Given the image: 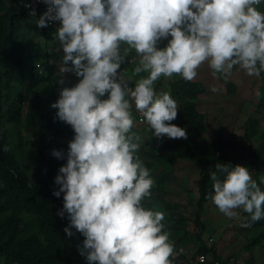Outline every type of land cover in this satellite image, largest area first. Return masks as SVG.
<instances>
[{"label":"clouds","instance_id":"9594fccd","mask_svg":"<svg viewBox=\"0 0 264 264\" xmlns=\"http://www.w3.org/2000/svg\"><path fill=\"white\" fill-rule=\"evenodd\" d=\"M42 2L47 9L35 21L37 27L60 23L56 38L63 57L58 74L79 78L74 86L63 87L51 105L75 132L67 163L55 177L59 190L53 192L56 197L64 193L58 215L69 214L66 235L71 237L74 227L85 237L81 254L87 250L89 264H174L179 252L163 223L165 214L144 204L155 180L138 155L144 138L133 131V109L151 137L186 140V129L171 123L178 116L177 101L169 92H157L156 82L174 75L190 82L204 64L225 79L235 66L260 77L262 0ZM162 41L167 43L160 47ZM133 53L134 87L119 71ZM52 155L63 154L53 150ZM214 168L209 171L213 191L206 199L229 219H238V210L250 222L264 218V177L258 183L238 164L221 162Z\"/></svg>","mask_w":264,"mask_h":264},{"label":"rangeland","instance_id":"374dc122","mask_svg":"<svg viewBox=\"0 0 264 264\" xmlns=\"http://www.w3.org/2000/svg\"><path fill=\"white\" fill-rule=\"evenodd\" d=\"M2 2L14 18L19 48L27 51L33 61L30 78L24 86H18L20 94L17 96L24 100L23 115L18 123H6L3 120L2 130L6 131L10 140L12 173L34 180L38 165L33 160L37 155L34 133L50 125L49 120H52V130H58L60 136H75L73 128L59 120L58 109L51 105L60 98L63 87H72L78 82L71 73L63 77L58 74L63 57L62 48L54 39H47L43 35L35 23L36 17L23 15L14 0ZM258 10L264 12V0ZM166 43L162 41L160 47ZM133 56L134 53L119 71L126 74L134 87L138 77L132 73L135 66ZM3 71L0 68V72ZM60 79L65 83L60 84ZM179 79L177 75L170 79L162 77L155 84L156 91H166L172 96L171 85ZM190 82L195 89H205L199 92L196 100L199 111L207 116L208 121L203 144L216 132L224 131L231 138L224 154L225 159L245 155L246 147L250 144L256 147L264 144V107L258 106L257 100L259 77L248 76L238 66L225 79L221 74L214 76L210 67L204 64L198 70L197 77ZM172 98L178 103V116L171 123L186 129L179 102L175 97ZM101 99H107V94ZM133 115L136 118L133 131L144 138L138 155L155 180L152 196L144 204L165 214L163 223L179 252L174 264H179V258L183 256L190 264H195V256L204 246L214 247L219 256L228 259L229 264H264V218L250 222L249 215L238 210L239 218L229 219L208 201L202 212L205 231L199 236V229L194 224L199 180L197 164L190 160L173 161L167 151L155 148L156 138L151 137L148 125L135 109ZM52 130H45L48 138L53 136ZM243 166L253 173V179L258 183L264 177V165L258 167L244 161ZM3 187L0 180V190ZM260 187L264 191V184H260ZM167 204L174 210L168 211ZM249 223L250 227L244 226ZM52 250L57 248L48 236L44 216L31 213L22 203H12L0 193V264H47L46 253Z\"/></svg>","mask_w":264,"mask_h":264},{"label":"trees","instance_id":"16d2710c","mask_svg":"<svg viewBox=\"0 0 264 264\" xmlns=\"http://www.w3.org/2000/svg\"><path fill=\"white\" fill-rule=\"evenodd\" d=\"M27 0H14L15 4L22 9L25 16H30L25 9ZM32 16V15H31ZM38 20L40 15L35 16ZM14 18L10 12L4 8L0 0V180L4 187L0 190L7 200L12 203H22L28 211L33 214L44 216L46 231L52 244L57 250L46 253L47 264H89L86 255L81 254L84 249L85 237L71 228L73 235L67 236L64 229L70 225V218L64 212L63 218L58 213L63 210V195L60 197L53 195L59 190V185L55 183V177L59 173V168L67 163V153L69 142L74 138L69 134L60 136L58 130H52V120L50 125L34 133L37 155L33 160L37 162L36 178L30 180L27 177L12 173L13 154L10 150V140L6 131L2 130V121L6 123H18L23 115V99L18 97V86H24L31 76L33 70L32 57L27 51L19 48V38L15 30ZM47 39L56 38V28H40ZM60 45V44H59ZM238 66L233 69L236 70ZM78 82L79 78L71 73ZM5 79V81H3ZM260 87L257 91L258 106L264 107V73L259 77ZM205 89H195L193 84L180 77L177 82L171 85L172 97H175L180 105L183 123L188 133V138L172 140L162 138L155 140V148L167 151L173 161L190 160L197 164L199 168V180L197 182L198 198L196 201V211L194 224L199 229V236L205 231L202 219L204 205L209 201L206 199L208 193L213 191L209 171L215 170L216 163H231L233 166H243L244 161L251 165L261 167L264 165V144L258 147L250 144L246 147L245 155H238L234 158H224V154L230 145L231 138L224 131H218L214 136L202 143V138L207 131V116L200 112L197 105L199 92ZM52 130L53 136L48 138L45 130ZM8 146L9 150L4 151ZM53 150L61 151L62 158L52 155ZM168 211H173V207L166 205ZM199 253H206L218 259L222 264H229L228 259H223L216 252L214 247L204 246ZM179 264H190L186 257L179 258Z\"/></svg>","mask_w":264,"mask_h":264},{"label":"built area","instance_id":"2783aa9c","mask_svg":"<svg viewBox=\"0 0 264 264\" xmlns=\"http://www.w3.org/2000/svg\"><path fill=\"white\" fill-rule=\"evenodd\" d=\"M25 9L29 12L30 15L34 11L35 16L36 15L41 16L46 11L47 5L45 3H43L42 0H27L25 2ZM48 26L57 29L60 26V23H59V21H53V22H50ZM128 83H129V81H128ZM130 86H132V85L130 84ZM194 263L195 264H222V262L220 260L215 259L214 257H212L206 253H198L195 256Z\"/></svg>","mask_w":264,"mask_h":264},{"label":"crops","instance_id":"0c3cea01","mask_svg":"<svg viewBox=\"0 0 264 264\" xmlns=\"http://www.w3.org/2000/svg\"><path fill=\"white\" fill-rule=\"evenodd\" d=\"M227 260V259H226Z\"/></svg>","mask_w":264,"mask_h":264}]
</instances>
